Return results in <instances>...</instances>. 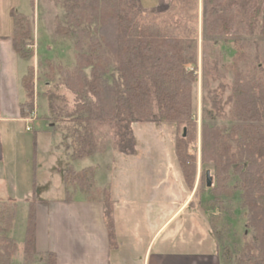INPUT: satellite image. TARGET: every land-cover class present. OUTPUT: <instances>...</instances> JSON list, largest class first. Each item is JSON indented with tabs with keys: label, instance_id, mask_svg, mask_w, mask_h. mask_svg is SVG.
I'll use <instances>...</instances> for the list:
<instances>
[{
	"label": "trees",
	"instance_id": "trees-1",
	"mask_svg": "<svg viewBox=\"0 0 264 264\" xmlns=\"http://www.w3.org/2000/svg\"><path fill=\"white\" fill-rule=\"evenodd\" d=\"M63 31L74 40L75 65L57 68L61 78L56 90L66 89L75 98L72 112L51 111L56 119L70 123L72 161L103 154L108 149L124 156L135 154L134 125L171 124L182 131L175 142V154L185 185L192 190L197 163L195 92L198 83V31L200 0H170L166 11L143 9L140 0H64ZM203 33L213 37H246L240 44L250 48L264 38V0H201ZM12 37L16 52L25 58L22 42L31 37L32 19L11 11ZM87 48V49H86ZM259 55L240 52L234 68L230 118L220 121L219 101L204 112L202 163L212 164L215 184L211 193H238L246 210V228L252 231L239 254L222 258L229 264H264V65ZM204 58L203 86L209 76L220 75L217 63L212 72ZM31 70L23 80L26 118L35 113ZM57 91V92H58ZM51 95V103L57 93ZM217 114V115H216ZM186 130V137L184 131ZM37 140L35 136L34 142ZM34 143V150L36 151ZM36 171V158L33 172ZM95 168L76 171L68 164L63 172L66 201L78 190L89 193L95 187ZM35 181V177H34ZM67 188H71L69 191ZM106 223L114 228L111 202ZM192 204V201L189 203ZM15 206L0 203V264H14L18 252L9 237L15 220ZM212 231V229H211ZM246 233V232H245ZM244 235L246 236V234ZM213 235V232H212ZM35 212L29 210L24 253L36 257ZM219 251V243L214 236ZM45 264H56L54 255Z\"/></svg>",
	"mask_w": 264,
	"mask_h": 264
},
{
	"label": "rangeland",
	"instance_id": "rangeland-1",
	"mask_svg": "<svg viewBox=\"0 0 264 264\" xmlns=\"http://www.w3.org/2000/svg\"><path fill=\"white\" fill-rule=\"evenodd\" d=\"M64 3V0H0V25L6 26L4 22H7L12 30V21H5L11 11L28 15L33 22L31 37L22 42L21 48L26 59L24 66L32 71L29 78L36 91V109L30 117L33 121L22 125L23 128L18 131L19 138L12 143L15 147L13 162L3 173V177L8 180L10 195L5 194L0 199L1 202H7L11 196V204L15 206L16 216L9 232V237L18 246L14 264H34L35 257L30 254L26 256L23 249L28 210L32 208L34 211V205L39 204L38 202L66 198L63 172L68 164H72L76 171L88 167L95 168L96 184L87 194L98 199L154 194L153 187L147 184L164 181L162 192L173 200H188L186 206L189 210L200 217L199 222L212 229L213 236L219 243L220 254L226 258L228 252L232 256L239 254L245 240L252 234V231L245 227L246 210L241 206L238 193H233L230 198L227 193L216 196L211 193V188H207L206 172L210 171L215 184V170L212 164L202 163V125L204 112L212 107L214 98L220 105L218 119L222 121L231 117L228 100L231 97L234 68L230 65L242 51L259 55L264 65V38H257L258 42L253 43L250 48H242L239 44L246 37H213L204 34L200 0L197 72L199 80L195 92L197 163L195 184L190 190L183 184L182 171L175 154V142L182 131H175L171 124L134 125L136 147L132 156H124L108 149L103 154L71 160L70 156L74 151L70 146V137L66 143L68 127L71 124L56 119V115L51 111L53 106L56 112L69 113L76 106L74 96L66 89L56 90L61 82L56 69H71L75 65L74 40L63 31L66 25ZM140 3L145 10L164 12L170 0H140ZM204 58L208 61L209 72H212L216 62L221 73L208 77L210 84L207 89L203 86ZM53 93L57 95L51 103L50 97ZM25 127H30L31 131H26ZM35 136L37 140L34 142ZM34 143H37L36 151ZM67 189L71 191V188ZM83 196L79 191L74 194L76 201H82ZM191 201L192 204H189Z\"/></svg>",
	"mask_w": 264,
	"mask_h": 264
},
{
	"label": "crops",
	"instance_id": "crops-1",
	"mask_svg": "<svg viewBox=\"0 0 264 264\" xmlns=\"http://www.w3.org/2000/svg\"><path fill=\"white\" fill-rule=\"evenodd\" d=\"M8 16L5 21H12V30L7 22L0 25V199L10 195L3 173L13 162L12 143L30 119L22 109L28 67L14 48L11 12ZM147 185L154 194L108 198L114 222L111 233L105 197L93 198L78 190L84 195L82 201H76L74 193L70 201L38 202L34 205V264H45L49 254L55 256L56 264H229L218 251L211 228L186 206L188 200L181 202L164 194V181ZM9 200H13L11 196Z\"/></svg>",
	"mask_w": 264,
	"mask_h": 264
},
{
	"label": "water",
	"instance_id": "water-1",
	"mask_svg": "<svg viewBox=\"0 0 264 264\" xmlns=\"http://www.w3.org/2000/svg\"><path fill=\"white\" fill-rule=\"evenodd\" d=\"M184 137H186V130L184 131ZM206 185H207V188L213 187V178L211 176L210 171L206 172Z\"/></svg>",
	"mask_w": 264,
	"mask_h": 264
},
{
	"label": "built area",
	"instance_id": "built-area-1",
	"mask_svg": "<svg viewBox=\"0 0 264 264\" xmlns=\"http://www.w3.org/2000/svg\"><path fill=\"white\" fill-rule=\"evenodd\" d=\"M33 121V118H30L29 120H28V123H31ZM27 131H31V128L30 127H27Z\"/></svg>",
	"mask_w": 264,
	"mask_h": 264
}]
</instances>
